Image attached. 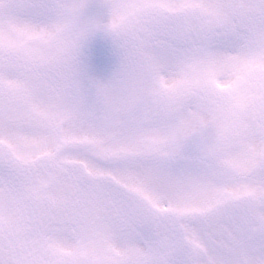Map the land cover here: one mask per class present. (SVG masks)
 I'll use <instances>...</instances> for the list:
<instances>
[{
  "label": "snow or ice",
  "instance_id": "snow-or-ice-1",
  "mask_svg": "<svg viewBox=\"0 0 264 264\" xmlns=\"http://www.w3.org/2000/svg\"><path fill=\"white\" fill-rule=\"evenodd\" d=\"M0 264H264V0H0Z\"/></svg>",
  "mask_w": 264,
  "mask_h": 264
}]
</instances>
